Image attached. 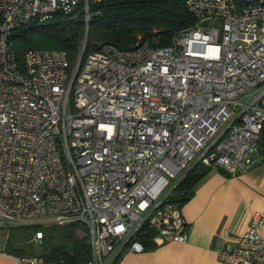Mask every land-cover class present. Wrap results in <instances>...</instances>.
Instances as JSON below:
<instances>
[{
    "label": "built area",
    "instance_id": "built-area-1",
    "mask_svg": "<svg viewBox=\"0 0 264 264\" xmlns=\"http://www.w3.org/2000/svg\"><path fill=\"white\" fill-rule=\"evenodd\" d=\"M101 0H0V251L9 230L79 223L90 264L141 252L139 234L186 240L169 194L195 163L245 173L264 131V0H186L194 25L166 46L102 44L70 63L63 49L9 35ZM82 52V51H81ZM46 216L42 219L39 217ZM264 210L222 264L264 260ZM82 235L80 229L76 230ZM36 231L32 241H40ZM39 254L17 264H42Z\"/></svg>",
    "mask_w": 264,
    "mask_h": 264
},
{
    "label": "trees",
    "instance_id": "trees-1",
    "mask_svg": "<svg viewBox=\"0 0 264 264\" xmlns=\"http://www.w3.org/2000/svg\"><path fill=\"white\" fill-rule=\"evenodd\" d=\"M91 9L86 30L83 15L78 10L73 14L55 12L45 21L31 22L12 32L9 40L18 60L21 61L27 48L63 49L72 64L80 53L83 58L105 43L119 50L133 49L142 41L151 46H166L174 35L195 23L186 0H101ZM257 148L264 154V131ZM209 168L195 163L173 188L174 197L168 201L179 206L185 202L193 185ZM77 229L82 235L76 233ZM38 230L42 232L38 241L42 264H90L91 246L84 227L77 222L12 227L5 252L16 256L35 254L32 236ZM153 235L151 229L139 234L144 248L155 245Z\"/></svg>",
    "mask_w": 264,
    "mask_h": 264
},
{
    "label": "crops",
    "instance_id": "crops-1",
    "mask_svg": "<svg viewBox=\"0 0 264 264\" xmlns=\"http://www.w3.org/2000/svg\"><path fill=\"white\" fill-rule=\"evenodd\" d=\"M253 158L264 159V154L257 151ZM180 208L185 241L156 240L141 252H123L115 264H222L218 251L232 247L251 215L264 210V160L238 175L210 167ZM0 264H17V256L0 251Z\"/></svg>",
    "mask_w": 264,
    "mask_h": 264
},
{
    "label": "rangeland",
    "instance_id": "rangeland-1",
    "mask_svg": "<svg viewBox=\"0 0 264 264\" xmlns=\"http://www.w3.org/2000/svg\"><path fill=\"white\" fill-rule=\"evenodd\" d=\"M254 154H255V153H254ZM170 197H174V192H173V191L170 192V194H169V198H170ZM44 217H46V216L39 217V218H37V219H42V218H44ZM32 250H33V252H34L35 254H39V253L41 252V246H40V243H39L38 241H34V242L32 243Z\"/></svg>",
    "mask_w": 264,
    "mask_h": 264
},
{
    "label": "water",
    "instance_id": "water-1",
    "mask_svg": "<svg viewBox=\"0 0 264 264\" xmlns=\"http://www.w3.org/2000/svg\"><path fill=\"white\" fill-rule=\"evenodd\" d=\"M262 160H264V159H259L257 161H254L251 165L253 166V165H256V164H260L262 162Z\"/></svg>",
    "mask_w": 264,
    "mask_h": 264
}]
</instances>
